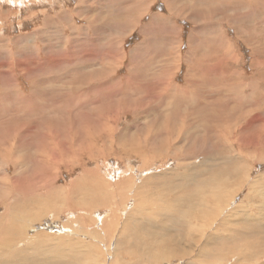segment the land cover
Returning a JSON list of instances; mask_svg holds the SVG:
<instances>
[{
  "label": "rangeland",
  "instance_id": "374dc122",
  "mask_svg": "<svg viewBox=\"0 0 264 264\" xmlns=\"http://www.w3.org/2000/svg\"><path fill=\"white\" fill-rule=\"evenodd\" d=\"M166 2L0 0V264L23 249L25 264H225L228 250L262 248L264 0ZM108 38L122 46L112 72ZM169 75L185 94L156 86ZM197 188L219 197L200 206ZM215 204L227 218L210 214ZM9 248L23 252L6 262Z\"/></svg>",
  "mask_w": 264,
  "mask_h": 264
},
{
  "label": "bare ground",
  "instance_id": "6f19581e",
  "mask_svg": "<svg viewBox=\"0 0 264 264\" xmlns=\"http://www.w3.org/2000/svg\"><path fill=\"white\" fill-rule=\"evenodd\" d=\"M25 1V0H24ZM142 2H146V3H150V0H141ZM164 1V0H163ZM29 2V1H28ZM33 2V1H32ZM171 2L172 3H174V0L172 1V0H167V2H166V4H171ZM197 2V1H196ZM34 3V2H33ZM21 4V3H20ZM18 5V4H17ZM15 6V5H14ZM129 6V5H128ZM147 6H148V8H147ZM147 6H145V7H143V10H144V12L146 13L149 9H150V4L148 5L147 4ZM235 6H237V4L235 5ZM235 6H232V7H234L235 8ZM171 6H169V9L171 10V8H170ZM81 9V8H80ZM93 9V8H92ZM143 10H141V11H143ZM77 11V10H76ZM80 11V10H79ZM140 11V12H141ZM213 11H214V9H213ZM231 11V10H230ZM137 12V11H136ZM139 12V13H140ZM172 12V11H171ZM77 13V12H76ZM214 13V12H213ZM141 14V13H140ZM78 15V14H77ZM217 16H219L218 14H217ZM72 17H73V15H72ZM213 17H214V15H213ZM221 17V16H220ZM239 17H240V15H239ZM78 18V17H77ZM157 18H159V15L157 14V15H154L153 17H152V19H151V21H150V23L148 24V25H146L145 26V30H148V29H152V28H157V27H160L159 26V24H158V26L155 24L156 23V19ZM191 18V17H190ZM222 18V17H221ZM239 19V18H238ZM241 19V18H240ZM45 20V19H44ZM171 20V19H170ZM201 22V21H200ZM57 23V22H56ZM56 23H55V25H56ZM59 23V22H58ZM74 23V22H73ZM126 24H128V22H125ZM43 24H45V23H43ZM53 24V23H52ZM62 24V23H61ZM160 24H161V22H160ZM163 24V23H162ZM169 24V23H168ZM173 24V23H172ZM240 24V23H239ZM54 25V26H55ZM62 25H64V24H62ZM70 25V24H69ZM133 25V24H132ZM196 25V24H195ZM52 26V25H51ZM214 26V25H213ZM64 27V26H63ZM62 27V28H63ZM68 27V26H67ZM70 27H72L73 28V30H76V27H74L73 25L72 26H70ZM69 27V28H70ZM75 28V29H74ZM13 30V29H12ZM72 30V29H71ZM71 30H70V32H71ZM140 30V29H139ZM196 30V29H195ZM202 30V29H201ZM204 30H206V29H204ZM208 30V29H207ZM68 31V30H67ZM77 31V30H76ZM81 31V30H80ZM119 31V30H118ZM158 31V30H157ZM174 31V30H173ZM211 31V30H210ZM216 31V30H215ZM141 32H143V31H141ZM160 32V31H159ZM148 34V33H147ZM83 35V34H82ZM81 35V36H82ZM72 36V35H71ZM111 36V35H110ZM211 36V35H210ZM85 38H86V36H85ZM85 38H84V40H85ZM89 38V37H88ZM112 38V37H111ZM59 39H61V38H59ZM77 39V38H76ZM83 39V38H82ZM147 39V38H146ZM75 40V39H74ZM149 40V39H148ZM220 40V39H219ZM93 41V40H92ZM121 41V40H120ZM119 41V45H118V42H112L111 40H110V38H108L107 39V45L105 46L106 47V49H105V52L103 53L105 56H106V58H105V63L107 62L108 63V65L110 66V65H112L113 64V67L111 68V67H107L108 69H110L111 70V72H112V69L117 65V64H119V61H120V52L122 51V46H121V42ZM192 41V40H191ZM89 42H91V40H89ZM88 42V43H89ZM84 43H86V40L84 41ZM92 43V42H91ZM95 43V42H94ZM53 44V43H52ZM56 44V43H55ZM143 43H141V45H142ZM22 45V44H21ZM57 45V44H56ZM141 45H139L138 47H140ZM150 45V44H149ZM158 45V44H157ZM79 46H80V44H79ZM96 46H98V45H96ZM145 46H147V45H145ZM145 46H143V47H145ZM71 48V47H70ZM91 48V47H90ZM95 48H97V47H95ZM94 48V49H95ZM104 48V47H103ZM121 48V49H120ZM135 48H136V46H135ZM151 48V47H150ZM153 48V47H152ZM223 48V47H222ZM56 50V49H55ZM57 50H58V48H57ZM98 50V49H97ZM103 50V49H102ZM101 50V51H102ZM143 50V49H142ZM168 50V49H167ZM73 51H74V49H73ZM72 51V52H73ZM170 51V50H169ZM72 52H71V50L63 57L64 58V60L65 61H67V63L69 64V65H72V62L74 61V59H73V54H72ZM97 53V52H96ZM99 53V52H98ZM146 53V52H145ZM149 54H151L150 52H148ZM189 53V52H188ZM95 54V53H94ZM102 54V53H101ZM118 54V55H117ZM140 54H142V53H140ZM61 55V54H60ZM59 55V56H60ZM127 55V54H126ZM147 55V54H146ZM152 55H154V54H152ZM167 55H168V60H172V55L170 54V53H168L167 52ZM224 55H225V53H224ZM37 56V55H36ZM62 56V55H61ZM77 56H78V54H77ZM83 56V55H82ZM170 56H172L171 58H169ZM84 57V56H83ZM103 57V56H102ZM102 57H101V60H103L102 59ZM149 57H150V55H149ZM153 57V56H152ZM38 58V57H37ZM62 58V59H63ZM78 58V57H77ZM76 58V59H77ZM98 58V57H97ZM100 58V57H99ZM187 58V57H186ZM61 59V60H62ZM75 59V60H76ZM80 59V58H79ZM87 59V58H86ZM167 59V58H166ZM165 59V60H166ZM88 60V59H87ZM189 60V59H188ZM79 61H81V59L79 60ZM173 61V60H172ZM76 62H78V60H76ZM139 62V61H138ZM66 63V62H65ZM64 63V64H65ZM79 63V62H78ZM85 63H86V61H85ZM170 63V62H169ZM172 63H174V61L172 62ZM41 65V64H40ZM55 65H56V63H55ZM67 65V64H66ZM167 65V64H166ZM170 65H172V64H170ZM137 66V65H136ZM41 67V66H40ZM62 67V66H61ZM168 67V66H167ZM172 67V66H171ZM176 67V66H175ZM101 68V67H100ZM170 68V67H169ZM168 68V69H169ZM34 69V68H33ZM40 69H42V68H40ZM56 69V68H55ZM159 69V68H158ZM157 69V70H158ZM167 69V68H166ZM167 69V70H168ZM140 70H141V68H140ZM161 70V69H160ZM49 71V70H48ZM52 71V70H51ZM56 71V70H55ZM127 71L128 72H131L132 73V71H131V67H129V68H127ZM172 71V70H171ZM158 72V71H157ZM163 72H165V69H164V71ZM56 73V72H55ZM56 74H58V73H56ZM168 74H170V73H168ZM55 75V74H54ZM128 75H130V74H128ZM127 75V76H128ZM158 75V74H157ZM170 77H172V76H170L169 75V78H168V80L167 81H165L164 79H165V77H163V78H159V76H158V82H157V84H156V86L157 87H159L160 88V86L163 88V90L165 91V90H171L172 92L170 93V94H176L177 95V93H180L181 95H183V94H185V92L187 91V87H177V86H175V85H172L171 84V79H170ZM85 79V78H84ZM87 79V78H86ZM107 79V78H106ZM153 79V78H152ZM102 80H104V79H102ZM10 81V80H9ZM105 81V80H104ZM127 81V80H126ZM3 82H4V80H3ZM103 82V81H102ZM153 82V81H152ZM213 82V81H212ZM105 83V82H104ZM128 83V82H127ZM210 83V82H209ZM84 84V83H83ZM107 84V83H106ZM104 85V84H103ZM212 85V84H211ZM14 86V85H13ZM100 87H102V86H100ZM114 87V86H113ZM156 87V88H157ZM220 87V86H219ZM212 88V87H211ZM93 89H95V88H93ZM99 89V87L98 88H96L95 89V91H97ZM10 90V89H9ZM102 90V89H101ZM107 90H109V89H107ZM211 90V89H210ZM40 91V90H39ZM94 91V92H95ZM92 92V91H91ZM160 92L161 91H158V93L160 94ZM98 93V92H97ZM216 93V92H215ZM83 94V93H82ZM106 94V93H105ZM157 94V93H156ZM163 94V93H162ZM218 94H219V92H218ZM85 95V94H84ZM76 96V95H75ZM75 96H73V97H75ZM33 97V96H32ZM53 97V96H52ZM70 97H72V95L70 96ZM69 97V99H71ZM80 97H82V96H80ZM209 97V96H208ZM62 98V97H61ZM64 98V97H63ZM76 98V97H75ZM75 98H73L74 99V102H72V103H75ZM157 98H158V96H157ZM210 99V98H209ZM38 100V99H37ZM67 100V99H66ZM158 100H160L159 98H158ZM88 101V100H87ZM82 103H84L83 102V100L81 101ZM77 103H79V101L77 102ZM54 104V103H53ZM211 104V103H210ZM71 107H73V106H71ZM147 109V108H146ZM96 111V110H95ZM120 116V115H119ZM107 118V117H106ZM189 119V118H188ZM185 120V119H184ZM103 121H105V120H103ZM106 122V121H105ZM177 123V122H176ZM169 124V123H168ZM61 126V125H60ZM84 126V125H83ZM115 126V125H114ZM170 126V125H169ZM179 126V125H178ZM19 127V126H18ZM182 127L184 128V126L182 125ZM186 127V126H185ZM54 128V127H53ZM53 128H51V129H53ZM173 128V127H172ZM183 128H182V130H183ZM244 131V130H243ZM181 132V131H180ZM95 133V132H94ZM93 133V134H94ZM178 134V133H177ZM183 134V133H182ZM97 135V134H96ZM61 136V135H60ZM42 137V136H41ZM58 139V138H57ZM56 139V140H57ZM203 139V138H202ZM55 140V141H56ZM29 142V141H28ZM146 143H147V141H146ZM184 143V142H183ZM195 143V142H194ZM105 144V143H104ZM189 144V143H188ZM255 144V143H254ZM96 145V144H95ZM127 145H128V143H127ZM130 145V144H129ZM166 145V144H165ZM20 146V145H19ZM154 146V145H153ZM91 146L89 145V148H90ZM147 147V146H146ZM181 147V146H180ZM186 147V146H185ZM189 147V146H188ZM19 149V148H18ZM187 149V148H186ZM189 149V148H188ZM198 149V148H197ZM213 149V148H212ZM46 150V149H45ZM196 150V149H195ZM80 151V150H79ZM225 151V150H224ZM74 152V151H73ZM144 152V151H143ZM19 153V152H18ZM139 153V152H138ZM225 153V152H224ZM233 153H235V152H233ZM74 155V154H73ZM220 155H221V153H220ZM23 158V157H22ZM165 159V158H164ZM191 159V157L189 158V160ZM74 160V159H73ZM221 160V159H220ZM238 160V159H237ZM178 161V160H177ZM24 162V161H23ZM108 163V162H107ZM188 163H190V161L188 162ZM223 163V162H222ZM45 164V163H44ZM231 164V163H230ZM72 165V164H71ZM92 165V164H91ZM112 165V164H111ZM129 166V165H128ZM236 166V165H235ZM110 167V166H109ZM108 167V168H109ZM58 169V168H57ZM65 169V168H64ZM115 169V168H114ZM200 169V168H199ZM51 170V169H50ZM135 170V169H134ZM169 170V169H168ZM192 172V171H191ZM194 173L196 172V171H193ZM212 172V171H211ZM190 173V172H189ZM55 174V173H54ZM144 174V173H143ZM100 175V174H99ZM133 176V175H132ZM131 176V177H132ZM178 178H179V176H183V180H184V182H186V180H188L189 179V177H191L192 176V174H188V173H182V174H179V175H176ZM77 177V176H76ZM228 177V176H227ZM109 178V177H108ZM223 178V177H222ZM264 178V177H263ZM53 179V178H52ZM126 179V178H125ZM132 179V178H131ZM211 179V178H210ZM219 179V178H218ZM74 180V179H73ZM102 180V179H101ZM107 180V179H106ZM181 180V179H180ZM224 180H228L227 178H225ZM249 180V179H248ZM178 181V180H177ZM223 181V180H222ZM251 181V180H250ZM254 181H256V180H254ZM247 182V185H250V184H252L253 185V181H251V183H249L248 181H246ZM17 183V182H16ZM219 183V182H218ZM222 182H220L219 184H221ZM255 183V182H254ZM140 184V183H139ZM256 184H257V182H256ZM45 185V184H44ZM187 185V184H186ZM38 186H41V185H38ZM195 186V185H194ZM215 186V185H214ZM257 186V185H256ZM202 187V186H201ZM209 187V186H208ZM42 188V187H41ZM217 188V187H216ZM215 188V189H216ZM256 188H260V186L259 187H256ZM138 189V188H137ZM198 189V188H197ZM262 190V189H261ZM261 190H259V191H261ZM57 191V190H56ZM213 191V189H211V188H205V189H198V190H195L194 192L197 194V202L199 203V205L201 204L202 206H206L207 204H208V201H207V198H205V195H207V194H210L211 193V195H212V197H214V198H218L219 197V195H217V194H215L214 195V193L212 192ZM21 192V191H20ZM58 192V191H57ZM27 193V192H26ZM114 193H115V191H114ZM228 194V193H227ZM234 194H235V192H234ZM128 195V194H127ZM254 195V194H253ZM264 195V194H263ZM53 196V195H52ZM261 196V195H260ZM116 197V196H115ZM231 198H232V195H231ZM180 200V199H179ZM183 200V199H182ZM24 201V200H23ZM27 201V200H26ZM12 202V201H11ZM28 203V202H27ZM222 203V202H221ZM231 203V202H230ZM255 203V202H254ZM20 204H22V205H24V206H27L24 202H22V203H20ZM48 204V203H47ZM12 205H13V207H17V205H19V204H17L16 202H13L12 203ZM200 205V206H201ZM21 206V205H20ZM242 206V205H241ZM52 207V206H51ZM72 207V206H71ZM111 207V206H110ZM136 207V206H135ZM140 207V206H139ZM138 207V208H139ZM212 207V206H211ZM137 208V207H136ZM240 208V207H239ZM250 209V208H249ZM166 210V209H165ZM30 211V210H29ZM67 211V210H66ZM138 211H140V210H138ZM137 211V212H138ZM229 211V210H228ZM238 212H239V209L237 210ZM241 211V210H240ZM248 211V210H247ZM264 212V211H263ZM145 213V212H144ZM174 213H176V212H174ZM183 213H186V212H184V211H182L181 213H180V215H179V212H178V215L176 216V217H181V218H184L183 217ZM240 213V212H239ZM116 214V213H115ZM200 214H203V213H200ZM210 214H213L212 216H215V217H219V216H221L222 217V215H223V217L224 218H227L228 216H226V214H227V212H226V210H224V207H222V206H220V205H218V204H215V206L214 207H212L211 208V211H210ZM241 215V214H240ZM242 215H244V216H247V213L245 212V210H244V212L242 213ZM144 216V215H143ZM230 216V215H229ZM13 218H14V220H11V221H13L14 223H16L17 224V227H18V230H21V231H23V228L25 227V225H24V223H23V220H22V218H18L17 216H12ZM146 217V216H145ZM206 217V216H205ZM214 217V218H215ZM151 218H149V220H150ZM166 219H167V217H166ZM185 219V218H184ZM183 219V220H184ZM202 219H203V221L205 220V218L202 216ZM206 219H207V217H206ZM251 220H252V218H251ZM66 221V220H65ZM112 221H113V219H112ZM180 221V220H179ZM178 221V222H179ZM111 223V222H110ZM181 223V222H180ZM96 225V224H95ZM136 225V224H135ZM189 225H191V224H189ZM200 225V227L198 228L199 230H201V231H204V230H206L205 228V224L204 223H200L199 224ZM54 227V226H53ZM64 227V226H63ZM73 227V226H72ZM78 227V226H77ZM132 227V226H131ZM197 224L196 225H191V227H187L188 228V230L190 229L191 231H194L195 229H197ZM30 228L34 231V232H37V230L33 227V226H30ZM41 228V227H40ZM94 228V227H93ZM124 228V227H123ZM183 228V227H182ZM239 228V227H238ZM246 228H248L247 226H246ZM213 229V228H212ZM223 229V228H222ZM250 229V228H249ZM49 230V229H48ZM106 230V229H105ZM125 230V229H124ZM142 230H144V229H142ZM151 230V229H150ZM157 230V229H156ZM177 230H178V228H177ZM209 230V229H208ZM208 230H207V232H208ZM251 230V229H250ZM152 231V230H151ZM157 231H159V230H157ZM237 231V230H236ZM239 231V230H238ZM251 231H253V230H251ZM50 232V231H49ZM72 232V231H71ZM105 232V231H104ZM154 232H156V231H154ZM161 232H162V230H161ZM181 232V231H180ZM190 232V231H189ZM129 233V232H128ZM164 233V232H163ZM163 233H162V235H163ZM183 233V232H182ZM191 233V232H190ZM123 234V233H122ZM185 234V233H184ZM187 234V233H186ZM192 234V233H191ZM215 234V233H214ZM213 234V235H214ZM264 234V233H263ZM25 235H27V233L25 234ZM24 235V236H25ZM93 235V234H92ZM96 235V234H95ZM124 235V234H123ZM132 235V234H131ZM134 235V234H133ZM154 235V234H153ZM160 235V234H159ZM155 236V235H154ZM180 236V235H179ZM196 236V235H195ZM212 236V235H211ZM215 236V235H214ZM213 236V237H214ZM223 236H225V234H222V237ZM79 237V236H78ZM124 237V236H123ZM131 237L132 236H130V240H131ZM139 237V236H138ZM140 237H142V236H140ZM183 237V236H182ZM181 236L179 237V238H182ZM185 237H186V235H185ZM263 237V236H262ZM25 238H27V237H25ZM33 238H36V239H38V242H39V245H38V243L36 244L37 246H40V245H42L43 243L41 242V238H42V235L41 234H39V233H37L36 234V236L35 237H33ZM166 238H168V237H166ZM190 238V237H189ZM199 238L200 239H202V238H204V242H203V245L204 244H206L207 242H208V239H209V235L208 234H205V233H202L200 236H199ZM224 238V237H223ZM227 238H229V236L227 237ZM138 239V238H137ZM142 239V238H141ZM149 239H150V237H149ZM156 239V238H155ZM188 239V238H187ZM260 239H262V238H260ZM50 240V239H49ZM129 240V239H128ZM129 240V241H130ZM151 240V239H150ZM153 240V239H152ZM160 240V239H159ZM162 240V239H161ZM170 240V239H169ZM225 240V239H224ZM255 240V239H254ZM258 240V239H257ZM257 240H255V244H256V241ZM94 241V240H93ZM97 241V240H96ZM125 241H126V239H125ZM139 241H140V239H139ZM147 241V240H146ZM165 241H167V240H165ZM195 241V240H194ZM36 242V241H35ZM59 242V241H58ZM120 242V241H119ZM135 242V241H134ZM188 242H190V240L188 241ZM201 242V241H200ZM212 242V241H211ZM27 243H29V242H27ZM147 243H149V242H147ZM153 243V242H152ZM167 243V242H166ZM166 243H165V245H166ZM194 243V242H193ZM224 243V242H223ZM263 243H264V241H263ZM31 244V243H30ZM29 244V245H30ZM101 244V243H100ZM116 244H118V242L116 243ZM132 244V243H131ZM139 244V243H138ZM146 244V243H145ZM160 244V243H159ZM172 244H173V242H172ZM192 243H190V245H189V247L190 246H192L191 245ZM234 244H235V242H234ZM244 244V243H243ZM242 244V245H243ZM255 244H253V245H255ZM260 243H257V245H259ZM73 245H74V243H73ZM142 245V244H141ZM151 245V244H150ZM165 245H164V248H165ZM168 245H169V243H168ZM210 245H211V243H210ZM264 245V244H263ZM262 245V248L260 249V251L258 252V254L257 253H252V252H250L249 253V251L247 250L248 248H245L243 251L240 249L239 251H237V252H231V250H228V252H227V256L226 257H224L223 259H222V261L225 263V264H239V263H241V262H244V263H246V262H250V261H256L257 262V264H264V246ZM2 246H4V244H2ZM72 246V245H71ZM75 246V245H74ZM144 246V245H143ZM156 246V245H155ZM182 246H184V245H182ZM199 246V245H198ZM211 246H213V245H211ZM27 247V246H26ZM30 247V246H29ZM73 247V246H72ZM118 247V246H117ZM148 247H149V245H148ZM153 247H154V245H153ZM173 247V246H172ZM180 247V246H179ZM215 247H216V245H215ZM240 247V246H239ZM238 247V248H239ZM245 247H247V246H245ZM147 248V247H146ZM151 248V247H150ZM168 248H169V246H168ZM174 248V247H173ZM212 248V247H211ZM249 248H250V246H249ZM30 249H32V248H30ZM72 249V248H71ZM85 249H87V248H85ZM166 249V248H165ZM175 249V248H174ZM180 249V248H179ZM183 249V248H182ZM191 248H189V250H190ZM201 249V248H200ZM199 249V250H200ZM204 249V248H203ZM209 249H210V246H209ZM219 249H220V247H219ZM26 250H29V249H23V251H24V253H23V261H21L20 263H17V264H25V263H27V261L24 259V257H25V255H26ZM84 250V249H83ZM155 250H157V248L155 249ZM155 250H153V251H155ZM186 250V249H185ZM194 250V249H193ZM206 250V249H205ZM220 250H222V249H220ZM23 251H20L19 252V250L16 248V249H14V248H9V249H7L6 250V252H8V254H7V256H8V260H6V262H12V261H15L16 260V258H17V256L19 255V253H21V252H23ZM223 251V250H222ZM205 251H203L202 253H204ZM214 252V251H213ZM221 252V251H220ZM157 253V252H156ZM177 253H180V251H178ZM185 253H186V251H185ZM188 253H191V252H188ZM187 253V254H188ZM200 253V252H199ZM58 254V253H57ZM139 254V253H138ZM165 254H167V253H165ZM180 254H182V253H180ZM198 254V253H197ZM221 254H223V253H221ZM225 254V253H224ZM49 255H50V253H49ZM77 255V254H76ZM147 255H149V254H147ZM207 255V254H206ZM206 255H205V257H203V255L202 256H200V258L201 257H203V258H206ZM218 255H220V254H218ZM45 256V255H44ZM79 256V255H78ZM167 256V255H166ZM197 256V255H196ZM217 255H215V257H216ZM253 256V257H252ZM147 257V256H146ZM149 257V256H148ZM147 257V258H148ZM192 257V256H191ZM191 257H189V258H191ZM208 257V256H207ZM220 257V256H219ZM223 257V256H222ZM114 258V257H113ZM150 258V257H149ZM161 258V257H160ZM195 258V257H194ZM210 258V257H209ZM29 259V258H28ZM46 259H50V260H52V261H54V262H59V261H57V260H59V258L57 257V256H54V257H47V256H45V258H42V259H39V260H36V263L37 264H45L46 263ZM56 259V260H55ZM159 259V258H158ZM157 259V260H158ZM167 259V258H166ZM178 259V258H177ZM181 260L183 259V255H182V258H180ZM179 259V260H180ZM187 259V258H186ZM193 259V258H192ZM214 259V258H213ZM218 259V258H217ZM262 259V260H261ZM112 260H114V259H112ZM154 260V259H153ZM161 260V259H160ZM204 260V259H203ZM211 260H212V258H211ZM210 260V261H211ZM70 261V260H69ZM124 261V260H123ZM127 261V260H126ZM170 261V260H169ZM189 261H190V259H189ZM188 261V262H189ZM214 261H215V259H214ZM219 261V260H218ZM122 261H119V260H117V264H119V263H121ZM141 262V261H140ZM183 262V261H182ZM186 262V261H185ZM190 262H192V261H190ZM194 262V261H193ZM70 263V262H69ZM77 263V262H76ZM149 263V262H148ZM166 263H168V262H164V264H166ZM204 263V262H203ZM210 263V262H209ZM252 263V262H251ZM255 263V262H254ZM75 264V263H74ZM112 264V263H111ZM114 264V263H113ZM129 264V263H128ZM179 264V263H178ZM180 264H181V261H180ZM184 264H187V263H184ZM192 264V263H191ZM194 264H196V263H194ZM206 264V263H205ZM212 264H213V261H212Z\"/></svg>",
  "mask_w": 264,
  "mask_h": 264
}]
</instances>
